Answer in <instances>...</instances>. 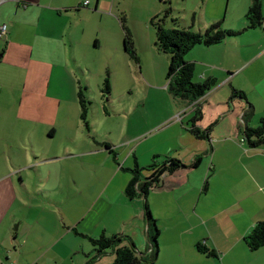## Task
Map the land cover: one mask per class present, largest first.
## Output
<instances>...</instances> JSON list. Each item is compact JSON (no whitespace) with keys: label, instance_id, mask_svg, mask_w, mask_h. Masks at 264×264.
<instances>
[{"label":"rangeland","instance_id":"1","mask_svg":"<svg viewBox=\"0 0 264 264\" xmlns=\"http://www.w3.org/2000/svg\"><path fill=\"white\" fill-rule=\"evenodd\" d=\"M88 1L89 7L81 8L88 12L80 18L85 33L73 31V47L47 37L49 27L44 28L33 15H26L24 21L19 15V24L15 23L17 40L0 57V177L9 176L14 182L10 189L8 183H0V191L6 184L0 194V216L4 215L0 225V264H79L81 256L87 259L92 245L78 232L84 234V229H90L97 218L98 211L91 205L100 193L113 199L122 177L130 176L126 170L130 159L125 162L129 148L119 142L135 134L139 140L148 139L138 153L150 146L161 148L165 141L160 127L171 119L178 122L183 117V105L186 107L185 99L168 90L170 55L155 45L156 31L149 20L152 13L162 14L170 9L164 23L167 28L190 27L193 16L195 24L191 29L195 31L206 28H197L203 24L199 18L205 2L208 16L214 17L210 5L213 0H100L96 11L95 0ZM221 1L225 7L227 0ZM242 1H230L228 22H236ZM262 9L264 14V0ZM122 18L138 63L124 50L119 22ZM6 41L0 38V51L7 46ZM263 46L264 42L252 48L251 53L262 51ZM105 79L109 82L108 90L104 87ZM193 81H198L195 73ZM227 88L228 95H232ZM79 90L87 100L89 129L81 119ZM257 105L258 111L264 108L263 104ZM128 107L132 115L128 114ZM256 119L259 123L261 118ZM135 120L139 122L137 127L133 126ZM51 128L55 135L48 137ZM71 138L73 141H69ZM92 138L111 143L122 168L104 149L84 157L63 156L65 144L84 149ZM35 154L37 159L54 155L60 158L28 168L35 161ZM150 160L146 159L144 166ZM11 161L17 166L27 164L20 171L24 185L19 184L17 171L5 169ZM109 211L117 212L113 205ZM39 213L42 227L36 226L28 241L40 239L41 230L45 232L44 240L54 242L55 246H41L31 252L27 247L23 253L14 252L20 243L16 234L21 235L24 226ZM82 216L85 220L72 228L71 218Z\"/></svg>","mask_w":264,"mask_h":264},{"label":"crops","instance_id":"2","mask_svg":"<svg viewBox=\"0 0 264 264\" xmlns=\"http://www.w3.org/2000/svg\"><path fill=\"white\" fill-rule=\"evenodd\" d=\"M84 1L0 0V25L7 26V36L4 37L7 46L0 51V57L17 40L15 23L19 24V15L21 21L25 20L26 15H33L44 28L49 27L47 37L73 47V31L79 29L80 34L85 33V24H80V18L88 10L82 11L81 8H88L91 3L88 1L84 5ZM230 1L227 0L225 7H222L221 0H213L210 5L214 17L208 16L210 11H207L208 2H205L199 18L203 24H199L197 28L207 27V24L220 20L225 28L242 32L216 45H195L187 56V60L194 64L197 82L214 78L215 86L197 100L187 101L186 107L183 105L184 118H180L178 122L171 119L160 127L162 140L165 141L161 148L150 146L138 153L148 139L139 140L135 134L119 142L125 143L129 148L130 153H127L125 160L127 162L130 159V164L126 165L128 168H132L135 161L142 168L146 159L152 160L154 155H158L160 159L165 156L176 158L184 166L172 173H163L159 185L150 189L146 197L139 195L132 199L125 195V188L132 177L129 171L130 176L122 177L121 185L116 187L113 199L100 193L91 205L98 211L97 218L94 219L93 226L84 229L83 233L90 237L101 234L127 236L138 257H149L156 249L152 263L141 264H264V245L250 250L243 239L257 222L264 221V145L252 147L243 139L245 127L257 126L256 117H264V108L258 111L257 105H264V46L260 47L262 51L258 49L251 53L252 48H258L264 42V20L260 27L244 30V14L251 0H243L236 22H228ZM99 2L100 0H95L93 11H96ZM157 14L159 12H154L151 17ZM96 45L95 39L94 46ZM135 56L138 63V57L136 54ZM227 86L231 91L232 87L242 91L246 99L228 95ZM250 104L252 112L248 114ZM128 112L131 115L133 113L129 107ZM138 124V120H135L133 126L137 127ZM193 128L202 135H194L191 131ZM47 132L48 137L55 135L52 128ZM102 143H107L114 151V146L108 141L92 138L89 146L84 149H73L69 143L65 144L63 156L84 157L101 149L109 154ZM23 158L26 159L25 155ZM35 158L28 168H36L41 162L60 158V155L37 159L35 154ZM117 160L115 157L117 166L122 168ZM5 166V169L17 171L19 184L24 185L25 179L20 171L27 164L17 166L11 161L10 165ZM143 175L147 176L148 172H143ZM4 182L8 183L7 189L14 183L12 178L2 175L0 183ZM110 183L111 180L106 183L105 189ZM5 188L6 184L1 190L5 191ZM145 202L159 231L153 251H150L152 247L144 212ZM98 203H101V209H98ZM112 205L115 206L116 213L109 211ZM43 216L46 218L48 215ZM3 219L4 215L0 216V225ZM84 220V216L80 219L72 217L70 225L76 229ZM40 221L41 214H35L30 224L24 226L23 233L16 234L20 243L18 250L14 249V252L23 253L27 247L31 252L41 246H55L54 242L44 240L45 232L41 230L39 236L42 237L29 243L31 231L36 226L42 227ZM68 230L70 229L67 228ZM87 240L89 241L88 238ZM1 242L2 239L0 245ZM125 243L127 241L123 242ZM199 245L212 250L214 255L202 252ZM87 254L93 255L92 248ZM81 257L79 264H84L86 257ZM113 259L114 252L109 251L96 259L95 264H111Z\"/></svg>","mask_w":264,"mask_h":264},{"label":"trees","instance_id":"3","mask_svg":"<svg viewBox=\"0 0 264 264\" xmlns=\"http://www.w3.org/2000/svg\"><path fill=\"white\" fill-rule=\"evenodd\" d=\"M263 0H251L250 5L245 13L246 26L244 29H254L260 27L264 20L263 14ZM170 13V9L164 13H159L150 19V24L155 28L156 41L155 45L158 49L169 54V65L166 74L168 80V90L174 95L180 96L186 101H195L198 98L205 95L215 86L214 78H207L201 82L193 81L194 77V64L186 60V54L195 45L203 44L205 46L216 45L223 40L234 37L240 32L232 29H226L221 26V21L213 22L208 25L204 31L192 30L194 17L192 16V23L190 27H165V20ZM121 28L124 33L123 46L124 50L130 54L133 60H137L135 53L132 50L130 44V32L125 24V19L120 21ZM105 89H109L108 79L104 80ZM79 103L81 106V119L84 122L86 129H89V123L87 121V100L82 93L78 91ZM231 97H239L246 99L242 91L232 88ZM252 106L250 104L248 114H251ZM194 135L199 137L200 132L197 129L191 130ZM243 139L252 147H259L264 145V117H262L255 127L246 126L243 131ZM102 146L108 149L114 157L116 153L111 149L107 143H102ZM184 166L179 160L173 157L165 156L160 159L158 155H154L151 163L139 167L135 161L132 168H126L130 171L132 177L125 188V195L132 199L135 196L142 195L146 197L150 189L159 185L161 175L163 173H172L177 168ZM143 172H148L147 176L143 175ZM137 183V187L135 184ZM145 218L150 232V244L152 247H156L158 228L156 220L150 213L147 203H144ZM83 237L89 239L92 245L93 255H87V259L84 264H95L96 259L101 257L108 251L114 252V259L111 264H141L142 262L152 263L155 259V251L150 254L149 257H138L134 246L129 242L127 236H120L118 234L105 235L101 234L98 237H90L86 234L79 233ZM244 242L250 250H256L264 245V221L257 222L251 231L243 237ZM124 241L127 243L123 244ZM199 249L202 252H206L209 255H214L212 250H207L202 245H199Z\"/></svg>","mask_w":264,"mask_h":264},{"label":"built area","instance_id":"4","mask_svg":"<svg viewBox=\"0 0 264 264\" xmlns=\"http://www.w3.org/2000/svg\"><path fill=\"white\" fill-rule=\"evenodd\" d=\"M84 5L88 4V0H85L83 2ZM5 36H7V26L6 24H2L0 25V38H4ZM135 187H137V183L135 184ZM152 250V248H150V251Z\"/></svg>","mask_w":264,"mask_h":264}]
</instances>
